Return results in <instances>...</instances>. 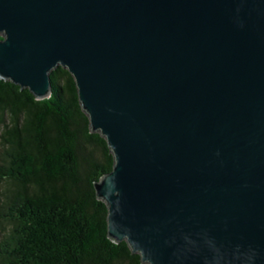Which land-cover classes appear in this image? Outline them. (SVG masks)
<instances>
[{
  "label": "water",
  "instance_id": "obj_1",
  "mask_svg": "<svg viewBox=\"0 0 264 264\" xmlns=\"http://www.w3.org/2000/svg\"><path fill=\"white\" fill-rule=\"evenodd\" d=\"M0 79L69 70L115 166L108 233L148 264H264V0H0Z\"/></svg>",
  "mask_w": 264,
  "mask_h": 264
},
{
  "label": "trees",
  "instance_id": "obj_2",
  "mask_svg": "<svg viewBox=\"0 0 264 264\" xmlns=\"http://www.w3.org/2000/svg\"><path fill=\"white\" fill-rule=\"evenodd\" d=\"M50 80L39 100L0 79V264H148L109 236L95 183L115 157L74 77L59 65Z\"/></svg>",
  "mask_w": 264,
  "mask_h": 264
},
{
  "label": "rangeland",
  "instance_id": "obj_3",
  "mask_svg": "<svg viewBox=\"0 0 264 264\" xmlns=\"http://www.w3.org/2000/svg\"><path fill=\"white\" fill-rule=\"evenodd\" d=\"M0 37L3 38V34L2 33H0ZM0 132H1V127H0Z\"/></svg>",
  "mask_w": 264,
  "mask_h": 264
}]
</instances>
